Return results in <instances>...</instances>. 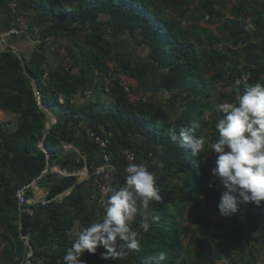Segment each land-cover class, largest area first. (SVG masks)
Masks as SVG:
<instances>
[{"label":"trees","instance_id":"trees-1","mask_svg":"<svg viewBox=\"0 0 264 264\" xmlns=\"http://www.w3.org/2000/svg\"><path fill=\"white\" fill-rule=\"evenodd\" d=\"M226 2L19 0L20 13L31 19L34 29L29 26L12 40L15 45L32 36L31 52L20 54L36 78L42 104L51 108L56 123L43 140L47 154L40 147L46 116L38 106L21 60L10 50L0 52V110L17 115L11 130L0 122V250L3 240L13 238L11 248L3 253L12 252V261L0 264H26L29 246L19 234L17 193L42 174L47 155L49 170L39 184L48 185L49 202L38 205L45 216L33 217L30 210L35 204L23 205V235L34 249L32 264H63L75 239L73 231H83L96 216L87 209V194L81 193L83 188L95 189L92 181L78 184L74 175L84 167L92 172L94 165L102 163L103 149L95 137L107 141L104 152L114 166L112 183L116 189L124 185L127 175L128 163L123 158L126 147H133L136 139L161 147V166L155 179L162 199L149 204L151 227L147 232L139 228V215L131 222V228L138 232V250L103 260L100 254L106 250L100 247L96 254L85 253L81 258L87 264H264L258 256L264 232L249 237L246 234L251 216L262 222L264 206L241 204L231 218L219 220L218 230L209 227L206 215L189 212L188 219L197 222L195 228L186 226L187 219L183 218L188 207L199 206L204 199L208 208L218 210L220 193L226 189L220 178L212 175L216 156L208 148L207 139L205 151L194 157L179 139L180 127L189 128L199 120L213 129L210 135L214 141L217 113L213 112L210 123L204 118L205 110L210 105L212 108V98L234 103L246 87L257 81L264 83V0H238L229 9L231 17L221 19ZM164 9L174 16L164 13ZM205 17L221 24V37L205 34L198 22ZM183 19L195 22L184 25ZM80 35L83 37L78 40ZM126 35L146 50L149 67L159 72L154 76L155 84L170 93L169 106L153 100L130 102L119 83L112 81L109 63L114 60V40ZM56 44L64 45L75 66L66 69L59 59L57 66L49 63L48 54ZM46 71L48 76L44 78ZM246 73L249 85H234ZM104 76L109 77L110 85H105ZM218 83L222 84L219 90L215 86ZM86 89L96 90L95 97L86 98ZM53 102L60 105L57 113L52 109ZM223 115L221 112V118ZM174 133L175 142L171 139ZM195 134L205 137L202 128ZM79 135L83 141L79 152L65 153V145L73 144ZM54 166L70 175L52 171ZM210 182L214 187H208ZM70 188L71 193L60 202L53 200ZM31 189L25 190L27 196L33 194ZM226 226L231 232H224ZM214 240L217 243L212 247ZM189 251L194 252L195 259H189Z\"/></svg>","mask_w":264,"mask_h":264},{"label":"clouds","instance_id":"clouds-1","mask_svg":"<svg viewBox=\"0 0 264 264\" xmlns=\"http://www.w3.org/2000/svg\"><path fill=\"white\" fill-rule=\"evenodd\" d=\"M217 110L224 115L215 125L217 139L207 146L216 155L212 175L220 178L226 189L220 193L217 208L223 218H231L241 204L259 207L264 202V83L249 85L234 103L219 104ZM200 127L194 122L189 128L179 129V139L194 157L205 151V137L195 134ZM171 139L175 142L177 135L174 133ZM125 172L122 187L105 189L102 218L77 233L63 264H87L81 258L85 253L96 254L100 247L106 250L100 254L103 260L139 249L138 232L131 228V222L139 215V228L147 232L151 227L149 204L162 197L156 173L149 171L147 164L131 163ZM208 187L214 184L210 182Z\"/></svg>","mask_w":264,"mask_h":264},{"label":"crops","instance_id":"crops-1","mask_svg":"<svg viewBox=\"0 0 264 264\" xmlns=\"http://www.w3.org/2000/svg\"><path fill=\"white\" fill-rule=\"evenodd\" d=\"M164 10L168 11L166 9ZM19 17L20 19L16 20L13 17L12 13L9 12V9L7 8L6 0H0V34H5L9 30H11L13 27L17 26L18 21L26 22L30 26V28L34 29V25L32 24L31 19L23 16L22 13H20ZM33 33L35 32L33 31ZM82 37L83 35L81 37H78L77 39L81 40ZM19 39L20 37L17 40ZM32 39H33L32 36H28V40L30 42L21 41V42H18V44L14 45V40H12V37H11L8 40L7 48L8 46L13 47L17 51H19V53H22L27 56L31 52V49L34 47L33 45L34 42ZM65 41L66 40H64V42ZM57 45L59 44L52 46L51 52L48 54L49 63L53 66H57L59 63L58 57L54 51V48ZM114 45H115V49L113 53L114 60H112L109 63V65L119 67L122 70L127 71L130 74L131 73L135 74V76L138 77L139 79L138 86L134 87L138 95L144 96L148 100L157 101L161 104H164L165 106H169L168 99L170 98V93H168L167 91H164L163 89H160L157 86V84H155V81L157 80L154 79V76L155 74L157 75L159 72L149 67L150 61L146 58V50H142L141 47L137 46L136 43L132 40L130 35H126V36H123L122 38L115 39ZM75 63H74V66H75ZM122 64L126 67V69L122 67ZM143 65L146 67H142ZM16 119H17V115L15 113L11 111L0 110V122L3 123L4 128L7 126L8 123H9L8 126L11 125L12 127L13 126L15 127ZM76 138L77 139L73 144H68L65 146V149H66L65 153L71 154V153L79 152L78 150L81 147L83 141H82L81 135L77 136ZM132 146L133 147H126V148L136 153V161H135L136 164H147V167L149 170H151V168H153L154 166H159L160 168L161 162H160L159 154L161 151V147L155 145L154 143L147 142L144 139H136V141L133 143ZM59 170L60 169H56V171H59ZM87 171H88L87 167H84L82 170L78 172H74V174L77 176L78 184L88 181V180H83L84 173ZM65 172L68 173L67 170H65ZM78 173H81V174H78ZM47 187L48 185L47 186L40 185L39 181L37 182V184L31 186L33 194L28 197L36 200V203H33L35 204V209L30 210V213L32 214L33 217L40 216L43 218L45 216L43 215V211L41 210V208L38 207V205L39 203H41V201L46 200V196L49 192ZM71 188L68 190L69 194L72 191ZM84 191H85V195L87 194L86 199H85L87 209L89 211L95 212L96 214V216H94L93 221L98 218H102L103 213H104V206L98 197L97 191L95 189L93 190L90 187L85 188V189L83 188L81 193H84ZM261 205H264V202H262ZM19 206H22V205L19 204ZM251 217L247 221L248 222V225L246 226L247 231H248L246 232L247 236L249 237L254 234L257 235L260 232H262L263 234L264 224L262 225L261 223H259V221H257L258 218H256L255 216L254 218H251ZM250 220L253 222H251ZM78 232H79L78 229H75L73 231L72 235L74 238L76 237ZM12 241H13V238L8 236V240H3V242L1 243L0 263H11L12 258H13V256L11 255L12 252L5 253V254L3 253H4V250H6V248L8 249L11 248L9 246L11 245ZM262 245L263 246L262 248H260V252L258 256L260 257L261 260L264 261V242H262Z\"/></svg>","mask_w":264,"mask_h":264},{"label":"built area","instance_id":"built-area-1","mask_svg":"<svg viewBox=\"0 0 264 264\" xmlns=\"http://www.w3.org/2000/svg\"><path fill=\"white\" fill-rule=\"evenodd\" d=\"M7 2V8L12 13L13 17L18 20L20 19V8H19V0H6ZM29 28V25L26 22H19L17 26L13 27L11 30H9L5 34H0L1 41L4 47L8 45V40L15 36L22 34L23 31H26ZM36 33V32H35ZM55 53L57 54L58 59L62 63L63 67L66 69L69 68L70 65L74 63V58L69 54L67 49L64 46L57 45L54 48ZM109 75L111 76L112 81H116L119 83V85L123 88L125 93L127 94L128 99L130 102H138V101H148V99L144 96L138 95L134 89L133 85V76L128 73L127 71L122 70L119 67L111 66ZM48 72L46 71L43 75V77H47ZM243 85L247 86L249 85V73L243 74L241 78H238L234 81V85ZM93 90L94 89H86L83 94L86 96V98H91L93 96ZM97 143L100 145V147L103 149V159L102 163L94 165L92 172H85L83 180H91L93 186L95 187V190L98 193V197L103 203V201L106 199L107 193L105 192V189L112 187L113 188V177H114V166L110 161V155H108L106 152H104V149L106 148L107 141L101 140L98 137H95ZM123 158L125 161L129 164L135 163L136 161V153L132 150L126 148L123 150ZM80 174V173H78ZM127 174V173H126ZM75 175V174H74ZM68 190L64 193L56 196L53 198V200L61 201L66 195H68ZM18 203L20 205L25 204H33L36 203V200L28 197L25 194V190H19L18 193ZM49 201L44 200L41 201V204H46Z\"/></svg>","mask_w":264,"mask_h":264},{"label":"rangeland","instance_id":"rangeland-1","mask_svg":"<svg viewBox=\"0 0 264 264\" xmlns=\"http://www.w3.org/2000/svg\"><path fill=\"white\" fill-rule=\"evenodd\" d=\"M238 3V0H227V2L224 4V7H225V9L223 10V17H221V19H223V18H227V17H231V15H230V13H229V9L232 7V6H234L235 4H237ZM162 7H164V6H162ZM165 8V7H164ZM164 11V13H166V14H168L169 16H171V17H173L174 15L171 13V11L170 10H168V11H165V10H163ZM197 17V16H196ZM194 18H195V16H194ZM184 21H183V24L185 25V24H193L194 22H195V20H191V19H183ZM246 20L248 21L249 19L248 18H246ZM199 24H200V26H202V28L203 29H205V34L206 33H210V34H213L215 37H221V34H222V29L220 28V23L219 22H214V23H211L209 20H208V18H201V19H199ZM204 33H202V35H201V37H204V39H205V42H206V44H208V39L206 38V35H205ZM221 45H222V43H220L219 42V44H218V47L220 48L221 47ZM208 75H211L212 74V72L210 71L209 73H207ZM40 79L42 80V78L40 77ZM103 81L105 82V85H110L111 84V81H110V79H109V77H107V76H104V78H103ZM138 83H139V79H138V77L137 76H133V85L136 87V86H138ZM216 86V89L218 88V90L221 88V86H222V84L221 83H218V84H216L215 85ZM100 90H101V88L99 87V89H98V91H97V93L98 94H100L99 92H100ZM95 95H96V90H94V94H93V96H92V98H94L95 97ZM99 97H100V95H98ZM222 98H219V97H214V98H212V100L211 101H213V105H212V108H211V105L209 106V108H207L206 110H205V112H204V118H205V120L206 121H208V123H210L212 120H213V118H212V114H213V112H216L217 113V115H216V120L218 121L220 118H221V116H220V113L221 112H219L218 110H217V105H219V104H223V103H228L226 100H223ZM103 103L105 102L104 100L102 101ZM48 108V107H47ZM48 109H51V108H48ZM52 109H54V111L57 113L58 111H60V105L56 102V104L53 102L52 103ZM51 111V110H50ZM53 113V112H52ZM9 116V115H8ZM7 116V117H8ZM12 120V119H11ZM15 122H17V119H16V121ZM197 122H199L200 123V125H201V127H200V129L202 128V132H203V134L205 135V139H207V142L209 143V142H211V135H210V133H212V131H213V129L210 127V126H208L207 125V127H206V125H204L201 121H197ZM9 124V123H8ZM8 124H7V126L5 127L6 129H13L14 128V126L12 127L11 125L10 126H8ZM12 127V128H11ZM66 146V145H65ZM213 153V155L214 156H216L215 155V153L214 152H212ZM56 167V168H55ZM56 169H60L59 168V166H54L53 168H52V171H54V172H56V173H61V175H70L69 173H66L65 172V170H62V169H60L59 171H56ZM68 172V171H67ZM201 173V172H200ZM81 174V173H80ZM40 185H44V184H40ZM32 190V189H31ZM216 204V203H215ZM262 206H264V205H262ZM193 207V208H192ZM192 207H188L187 209H186V211H185V213H184V216H183V218H186L187 219V221H185L184 222V224L186 225V226H189V227H191V228H195L196 226H197V222H196V220H194V218H189L188 219V214H189V212H194L196 215H201V216H203V215H206V217H209L208 218V220H209V227H211L212 229H217V225H218V223H219V220H221V219H226V218H223L220 214H219V211L218 210H216V209H212V208H208V202L204 199V200H202V202H201V204L199 205V206H192ZM263 211H264V208H263ZM263 216H264V212H263ZM261 220H264V217L263 218H261ZM229 219H227V224L228 225H230L229 224ZM262 224H264V221H262L261 222ZM203 227H207V226H203ZM202 227V228H203ZM218 230V229H217ZM224 232H231V228L229 227V226H226V229H225V231ZM247 234V233H246ZM247 237V236H246ZM217 240H219V239H217ZM216 240H214V241H212L211 243H210V245L212 246V247H214V243H217V242H215ZM185 242H187V239H185ZM199 250V249H198ZM194 252H197L196 250L194 251ZM194 252L193 251H189L188 252V257H189V259H195V255H194Z\"/></svg>","mask_w":264,"mask_h":264},{"label":"water","instance_id":"water-1","mask_svg":"<svg viewBox=\"0 0 264 264\" xmlns=\"http://www.w3.org/2000/svg\"><path fill=\"white\" fill-rule=\"evenodd\" d=\"M9 50L14 52L15 54H17L18 57L20 58L21 64H22V66L24 68V72H25L26 76L29 78V80L31 82L32 89H33V92H34V96H35V99H36V101L38 103V106L45 113V116H46V119H45V130L43 132L42 140L40 141V147H41V149L43 151H45L48 154V151L46 150V146L43 143V140L46 138V136L49 134L50 130L52 129V127L56 123V117H55L54 113H52V111H50V109H48L47 107H45L42 104V98H41L40 91L38 89V83L36 81L35 76L33 74H31L28 71V69L26 68L23 56L15 48L4 47L3 44H2V41H1V37H0V52L9 51ZM77 71H79V70H77ZM47 159H48V161H47L46 167L43 170L42 174L39 177L35 178L31 182V184L22 187L20 190H25V189L37 184L39 179H41L48 172L49 165H50V163H49V155H47ZM158 170H159V166H154L149 171L155 172L157 174ZM23 211H24L23 206H19V219H18L19 234H20V237L22 239H24L26 241V243L28 244V246H29V252H28V255H27V259H26V264H32L31 257L34 254V249H33L32 245L29 242V238L27 236L23 235Z\"/></svg>","mask_w":264,"mask_h":264}]
</instances>
